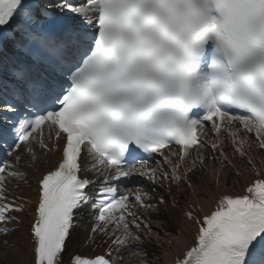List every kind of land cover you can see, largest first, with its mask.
<instances>
[{"label": "snow or ice", "instance_id": "obj_1", "mask_svg": "<svg viewBox=\"0 0 264 264\" xmlns=\"http://www.w3.org/2000/svg\"><path fill=\"white\" fill-rule=\"evenodd\" d=\"M0 103V148L32 153L45 125L63 140L61 162L39 180L32 264H64L75 212L92 195L80 175L88 162L101 176L91 231L122 227L114 243L127 246L128 217L136 221L129 197L151 205L139 190L117 198L115 182L168 178L150 166L154 154L170 164L177 157L171 178L180 180L179 161L197 144L217 150L225 133L245 156L241 127L264 149V0H0ZM209 132L215 141L199 138ZM138 152L139 168L129 164ZM12 211L23 209L0 203V235L11 234ZM196 223L194 244L175 264H264V179L223 195ZM68 264L112 262L73 255Z\"/></svg>", "mask_w": 264, "mask_h": 264}, {"label": "bare ground", "instance_id": "obj_2", "mask_svg": "<svg viewBox=\"0 0 264 264\" xmlns=\"http://www.w3.org/2000/svg\"><path fill=\"white\" fill-rule=\"evenodd\" d=\"M205 138L210 142L215 141L217 134L209 132ZM240 138L244 140L245 156L242 157L235 151L240 145V140L238 139L234 145L232 138L225 133L219 149L212 150L210 145L201 148L198 153H193L186 160L185 168L177 169L180 180H173L171 169L164 165L165 172L169 174L168 178L161 176L158 182L145 186L146 201L152 207L148 212L141 210V213L150 214V223L148 228L142 229L141 247L133 246L128 252L127 264H167L169 260L183 255L193 244L199 229L196 221L188 215L189 212L202 219L203 215L215 210L219 198L223 195L246 194L247 187L255 180L264 179V149L259 147L255 134L245 132L242 127ZM47 145L51 147V143L47 142ZM57 146L59 151L52 149L47 157L42 156L44 151L37 150L36 160L29 159L23 154V150L21 151L23 158L19 171L28 174V178L14 180L7 194L18 199L17 205L26 210L22 213L11 212L18 222H9L7 227L12 230L11 234L0 236V264H32L33 262V242L30 232L33 221L30 218L38 205L36 181L40 174L57 167L63 140L57 141ZM221 151L224 156H221ZM225 156L227 160L224 159ZM249 160L251 163L248 162ZM90 165L91 162H88L87 168ZM186 175L187 181L191 184L189 186L184 181ZM23 198L28 199L25 201ZM162 198L165 199L163 203H161ZM29 200L33 203H29ZM87 240V232H80L73 237L67 249L68 258L81 249L89 250L88 247H84Z\"/></svg>", "mask_w": 264, "mask_h": 264}]
</instances>
